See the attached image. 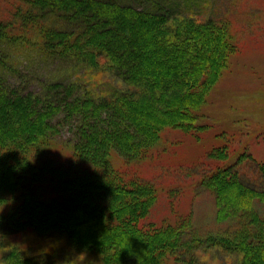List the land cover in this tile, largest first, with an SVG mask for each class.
<instances>
[{
	"label": "trees",
	"instance_id": "1",
	"mask_svg": "<svg viewBox=\"0 0 264 264\" xmlns=\"http://www.w3.org/2000/svg\"><path fill=\"white\" fill-rule=\"evenodd\" d=\"M4 1L0 221L11 232L62 235L97 264H165L170 257L193 264L194 256L186 257L203 239L240 253V264H264V185L247 187L236 165L203 176L217 221L228 228L199 238L186 218L143 224L157 186L112 161L115 153L128 162L147 157L169 127H196L237 50L233 15L203 17L172 0H143L136 14V0H122V12L121 0ZM25 60L57 70L31 87L20 69ZM99 72L112 73L120 86L94 89ZM67 120L76 122L73 138L60 142ZM254 168L264 180V162L255 160ZM4 259L39 264L17 249Z\"/></svg>",
	"mask_w": 264,
	"mask_h": 264
},
{
	"label": "rangeland",
	"instance_id": "2",
	"mask_svg": "<svg viewBox=\"0 0 264 264\" xmlns=\"http://www.w3.org/2000/svg\"><path fill=\"white\" fill-rule=\"evenodd\" d=\"M91 1L79 0L87 4ZM106 2L109 1L100 0L102 5ZM171 2L173 5L189 4L203 17L232 14L229 20L237 50L199 109L193 130L185 132L169 127L162 132L161 139L147 157L128 162L124 156L115 153L112 161L157 186L158 200L143 224L175 223L186 218L191 223V235L205 238L211 233L217 236L228 226L226 222L217 221L215 195L202 184L203 176L217 170L218 166L236 165L242 171L241 179L247 187L264 185L263 178L254 168L255 160L264 162V0ZM5 3L0 0V16L9 10ZM119 3L117 7L122 12L125 7ZM131 7L136 14L141 7H146V3L136 0ZM20 69L24 74L23 82L31 87H38L49 72L57 70L52 63L43 64L39 60H25ZM65 76L71 77L69 72ZM95 77L99 79L94 87L96 90L121 84L110 72H99ZM92 81L96 79L92 78ZM75 124L67 120L60 125L57 136L60 142L73 138ZM10 249H17L23 257H31L39 264H97L93 255L71 245L62 235L11 232L0 221V264H4ZM193 251L194 254L189 252L186 257L187 260L193 255V264H240L241 254L227 249L222 243L211 244L203 239ZM180 261L170 257L165 264H190Z\"/></svg>",
	"mask_w": 264,
	"mask_h": 264
}]
</instances>
